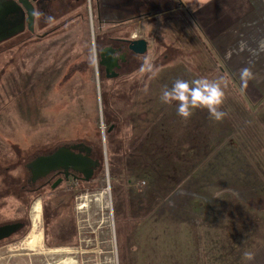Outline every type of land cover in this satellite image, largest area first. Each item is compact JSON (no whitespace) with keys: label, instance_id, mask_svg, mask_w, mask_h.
Wrapping results in <instances>:
<instances>
[{"label":"rangeland","instance_id":"obj_1","mask_svg":"<svg viewBox=\"0 0 264 264\" xmlns=\"http://www.w3.org/2000/svg\"><path fill=\"white\" fill-rule=\"evenodd\" d=\"M96 15L94 0H82L69 13L68 24L44 41L27 43L26 58L19 39L0 54V166L23 156L20 162L4 164L11 169L12 176L7 173V177H18L23 165L42 148L79 141L93 148L92 157L102 167L90 182L71 178L52 193L45 188L33 194L26 206L24 228L0 242V264H124L123 257L119 263L118 259L134 244L131 249L141 264L145 251L140 253V247L149 238L145 231L151 232L154 241V263L165 264L166 256L182 240L179 235L164 238L166 210L179 206L170 201L181 198L185 202L194 195L193 184L182 185L193 182L197 163L206 166L203 176L210 179L211 147L221 144L214 133H225L241 119L243 98L227 86L220 106L226 115L221 121L210 119L207 110H196L185 120L173 107L160 103L162 89L176 78L220 77L212 51L201 44L200 31L176 22L190 19L186 9L168 13L165 28H153L147 20L139 27L128 22L100 23ZM106 36L143 38L148 42L147 52L134 56L118 78L106 79L96 61ZM41 52L42 65L37 61ZM145 57L158 70L156 78L143 71ZM72 61L73 91L70 81L62 80L66 68L56 79V90H51L54 75ZM41 70L46 72L39 86L35 77ZM221 77L226 84L225 75ZM109 164L114 167L113 177ZM1 168L0 183L6 176ZM21 179L15 182L18 187ZM16 192L20 194L19 188ZM18 195L0 194V224L25 212V208L18 210L19 203L23 206ZM36 205L41 209L38 220L32 216ZM193 205H183L184 216ZM36 233L41 238L29 244ZM247 246L242 242L236 252H245ZM204 253L207 259L209 253Z\"/></svg>","mask_w":264,"mask_h":264},{"label":"crops","instance_id":"obj_2","mask_svg":"<svg viewBox=\"0 0 264 264\" xmlns=\"http://www.w3.org/2000/svg\"><path fill=\"white\" fill-rule=\"evenodd\" d=\"M94 4L100 23L128 22L139 27L147 20L153 28H165L168 13L186 9L190 19L176 22L200 31L201 44L212 51L227 90L243 98L235 127L214 133L221 144L211 147L210 179L204 177L206 166L197 163L193 182L182 185L193 184L194 195L185 202L170 201L179 209L166 210L164 238L179 235L182 240L166 256L165 264H264V0H94ZM244 69L250 77L242 78ZM185 203L194 205L184 216ZM177 218L180 223L175 226ZM145 232L149 238L140 247V253L145 251L141 264H155L152 234ZM242 242L247 250L238 253ZM134 246L127 247L118 263L121 257L124 264L140 263L131 249ZM204 252L209 253L207 259Z\"/></svg>","mask_w":264,"mask_h":264},{"label":"flooded vegetation","instance_id":"obj_3","mask_svg":"<svg viewBox=\"0 0 264 264\" xmlns=\"http://www.w3.org/2000/svg\"><path fill=\"white\" fill-rule=\"evenodd\" d=\"M25 2H27L28 7L30 8L27 10L25 6L22 4V9L24 12L23 22L21 26L22 30H20L14 36L5 39L2 38L3 35H5L4 33H7V31H5V28H3V32L0 30V54L2 53L5 54L7 52V49L9 48V44L13 40L19 39L21 41L20 45H23L22 53H24L23 54L24 58H26L25 55H26L27 43L32 39L44 41V39H48L50 37L49 36L50 33H52L55 29H57L58 27L64 24H68L67 22H69V20L72 19L69 17V13H73V9L76 6H78L79 3L82 2V0H25ZM97 22H99V19L97 20ZM128 40L130 39L127 37L124 38V37L109 36L107 37V39L102 38L103 43H101V46H99L98 48V58H96V61L98 64L97 66H100V70L106 79L118 78L120 76V72L122 68L130 64L132 58L138 55L128 48ZM37 61L40 65L44 63L42 60V52H41V56L39 55ZM71 65H73V61L70 64H68L67 67L66 66L62 67L57 75H54V78L51 82V90H56L55 87V82H57L56 79H58L59 74L62 72V69L66 68V73L63 75L62 80L64 81L68 79V81H70L71 83L69 85L70 91L71 92L73 91L74 85H73V76H71V72L74 69L73 70L70 69ZM41 69L44 68L41 67ZM49 69L50 68H47L45 70H49ZM45 72L46 71L41 70L38 72L37 76L35 77V79L39 81L38 83L39 86L43 85L42 78L45 75ZM113 74H116V76H111ZM76 143H84V142L82 141L74 142V143L72 142V143H66L64 145H72ZM56 147L52 148L50 151H47L45 154L52 152ZM92 155H93V148L91 151V156ZM73 176H76V174L72 171L69 172L67 177L64 175L62 171H54L33 183L29 180V173H28V178L26 179V181L24 183H21L18 187L20 193L19 197H23V195L27 194L28 198L31 199L30 197H32L33 194L40 193L45 188H48V192L52 193L54 190H56V188L59 186L60 183H64V184L68 183L69 180L73 178ZM58 178H62V181L56 187L53 188L52 184ZM77 178L80 177L77 176ZM64 191H67V186L66 189H64ZM19 207H20V203L18 208ZM26 218H27L26 214H21L20 212H18L16 218L13 221L8 222V223L18 222L21 224L19 229L16 232H14L12 235L17 233L18 231H21L22 228H24V224H25L24 220ZM11 236H9L6 239L0 240V242L9 239Z\"/></svg>","mask_w":264,"mask_h":264},{"label":"water","instance_id":"obj_4","mask_svg":"<svg viewBox=\"0 0 264 264\" xmlns=\"http://www.w3.org/2000/svg\"><path fill=\"white\" fill-rule=\"evenodd\" d=\"M22 4L27 10L30 8L25 0H0V30L3 32V28H5V31H7V33H4L5 35H3L2 39L14 36L22 30L21 26L24 16ZM128 48L138 55H143L147 52L148 42L143 38L130 39L128 40ZM111 76H116V74ZM101 128H103V125H101ZM101 135L104 145L103 131ZM103 150V163L105 164V145ZM91 151V146L84 143H76L72 145H60L50 153L38 154L25 164V168L29 173V180L34 183L54 171H62L67 177L69 172L72 171L76 174L73 178L79 176L80 179L89 181L101 164L98 158L91 156ZM61 181L62 178H58L52 184V187H56ZM20 225L18 222L1 224L0 240L11 236L19 229Z\"/></svg>","mask_w":264,"mask_h":264},{"label":"clouds","instance_id":"obj_5","mask_svg":"<svg viewBox=\"0 0 264 264\" xmlns=\"http://www.w3.org/2000/svg\"><path fill=\"white\" fill-rule=\"evenodd\" d=\"M143 64V71L148 72L153 78L158 76V70L149 58L145 57ZM241 76L248 78L251 73L244 69ZM224 86L223 77L198 76L191 79L179 77L170 85L164 86L159 101L162 105L173 107L176 114L185 120L191 118L196 110H207L210 119L221 121L226 115L220 110L224 99ZM248 258H252L251 254H248Z\"/></svg>","mask_w":264,"mask_h":264},{"label":"trees","instance_id":"obj_6","mask_svg":"<svg viewBox=\"0 0 264 264\" xmlns=\"http://www.w3.org/2000/svg\"><path fill=\"white\" fill-rule=\"evenodd\" d=\"M50 105H54L53 107L55 108L57 105H55L54 104V102L52 103H50ZM66 106V105H65ZM64 105L63 106H60L61 108L62 107H65ZM58 107V106H57ZM56 109V108H55ZM56 144H54V145H52V146H46L45 148H42L41 149V151H38V154H40V153H46L47 151H50L52 148H54V147H56L55 146ZM95 152L93 151V154H94ZM14 159V160H13ZM12 160L11 159H8V160H6V162H2L3 163V168H1L2 166H0V168L1 169H3V171H2V173L3 174H5L6 176H2L1 177V183H0V194L2 195V196H6L7 194H16V195H18L17 194V192L16 191H18V185L15 183L16 181L18 182V180H17V178L18 177H20V178H22L21 179V183H24L25 181H26V179L28 178V173H27V171H26V168H25V166L23 165V162H22V165H23V169H22V171H21V173H18L19 174V176L18 177H15V176H13V177H7V173H8V176H12L11 175V169L10 168H8V167H4V164L5 163H7V162H15L16 160H18V162H20V161H22L23 160V156H20L19 155V157H17L16 159L15 158H13ZM0 164H1V162H0ZM12 164H10V166H11ZM12 167V166H11ZM100 167V169L102 168L101 167V165L99 166ZM98 167V168H99ZM97 168V169H98ZM109 173H110V176H114V167H113V164H109ZM96 169V170H97ZM95 173V172H94ZM101 176H102V174H101ZM6 179H7V182H6ZM94 179H96V176L95 175H93V177L90 179V180H94ZM15 180V181H14ZM90 180L88 181V182H90ZM12 192V193H11ZM16 192V193H15ZM19 196V195H18ZM33 198H31V199H29L28 198V195L26 194V195H23V197H21V203L23 204V206H20L19 207V209L18 210H21L22 208H25V212L23 213V214H27L26 213V211H27V208L28 207H26L29 203H30V201L32 200Z\"/></svg>","mask_w":264,"mask_h":264},{"label":"bare ground","instance_id":"obj_7","mask_svg":"<svg viewBox=\"0 0 264 264\" xmlns=\"http://www.w3.org/2000/svg\"><path fill=\"white\" fill-rule=\"evenodd\" d=\"M85 206V205H84ZM80 208V207H79ZM32 212H33V217H34V219H37L38 220V218H39V214H40V212H41V209H40V207L38 206V205H36V206H34V208L32 209ZM35 220H32V230H31V232H34V229H35ZM41 238V234L40 233H36V235L33 237V239H34V241H32V242H29V244H33V243H35V240H38V239H40ZM37 242V241H36ZM62 264V263H61Z\"/></svg>","mask_w":264,"mask_h":264}]
</instances>
